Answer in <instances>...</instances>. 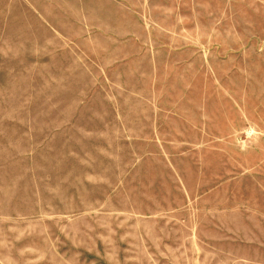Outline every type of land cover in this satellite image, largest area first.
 <instances>
[{
  "label": "rangeland",
  "instance_id": "obj_1",
  "mask_svg": "<svg viewBox=\"0 0 264 264\" xmlns=\"http://www.w3.org/2000/svg\"><path fill=\"white\" fill-rule=\"evenodd\" d=\"M0 264H264V0H0Z\"/></svg>",
  "mask_w": 264,
  "mask_h": 264
}]
</instances>
